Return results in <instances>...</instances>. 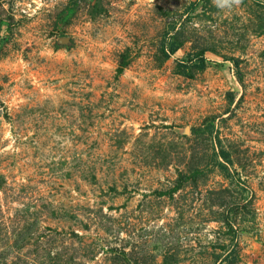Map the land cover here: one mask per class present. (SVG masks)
I'll list each match as a JSON object with an SVG mask.
<instances>
[{"label": "rangeland", "instance_id": "374dc122", "mask_svg": "<svg viewBox=\"0 0 264 264\" xmlns=\"http://www.w3.org/2000/svg\"><path fill=\"white\" fill-rule=\"evenodd\" d=\"M0 264H264V0H0Z\"/></svg>", "mask_w": 264, "mask_h": 264}, {"label": "clouds", "instance_id": "9594fccd", "mask_svg": "<svg viewBox=\"0 0 264 264\" xmlns=\"http://www.w3.org/2000/svg\"><path fill=\"white\" fill-rule=\"evenodd\" d=\"M239 0H214V4L219 9H230L234 3H238Z\"/></svg>", "mask_w": 264, "mask_h": 264}, {"label": "trees", "instance_id": "16d2710c", "mask_svg": "<svg viewBox=\"0 0 264 264\" xmlns=\"http://www.w3.org/2000/svg\"><path fill=\"white\" fill-rule=\"evenodd\" d=\"M177 50V45L175 44V43H173V42H169L168 43V53H174L175 51ZM218 155H219V157L220 158H222V159H225V160H227L228 159V154H227V152H225L224 150H222V149H220L219 151H218ZM222 169H225L224 167H222Z\"/></svg>", "mask_w": 264, "mask_h": 264}]
</instances>
